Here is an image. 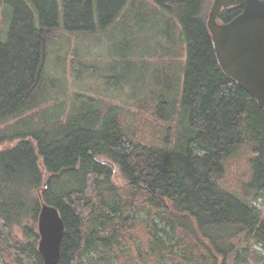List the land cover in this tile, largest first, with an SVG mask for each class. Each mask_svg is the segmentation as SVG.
I'll return each instance as SVG.
<instances>
[{
    "label": "trees",
    "instance_id": "16d2710c",
    "mask_svg": "<svg viewBox=\"0 0 264 264\" xmlns=\"http://www.w3.org/2000/svg\"><path fill=\"white\" fill-rule=\"evenodd\" d=\"M150 1L155 8L0 0L10 6L0 39V143H12L0 149V264H43L41 202L64 222L59 264H264V109L217 62L209 0ZM157 9L168 20L162 44L148 48L151 71L135 84L148 89L134 91L145 92L137 111L81 94L67 105L64 87L49 89L46 59L58 31L94 35L118 23L127 31ZM241 9H222L218 22ZM121 57L124 71L112 65L106 78L116 87L132 78ZM115 166L124 190L111 181Z\"/></svg>",
    "mask_w": 264,
    "mask_h": 264
},
{
    "label": "rangeland",
    "instance_id": "374dc122",
    "mask_svg": "<svg viewBox=\"0 0 264 264\" xmlns=\"http://www.w3.org/2000/svg\"><path fill=\"white\" fill-rule=\"evenodd\" d=\"M144 4L155 8L150 0H144ZM211 4L212 0H209L208 11ZM9 10L10 6L5 5L3 2L0 3L1 40H4V33L8 27L5 13H8ZM164 15L166 16L165 13ZM164 15L162 11L157 9L153 15L148 16V24H144L145 26H129L126 29L127 31H124L123 28L120 29L122 23L116 24L106 32L102 31L94 35L79 36L58 31L59 37L50 44L46 59L49 89L54 90L56 84L64 87L65 91L60 95V99L66 101L67 105L74 99L75 94H81V96H90L104 103L117 104L131 112L137 111L138 101L143 99V93L145 92L135 95L134 91L148 89H145L143 85L135 84H141L143 78L147 77V73L151 71L148 48L151 44L156 45V41H161L160 44L163 42L162 35L158 34V30L164 25L162 23L165 18ZM166 20H168L167 16ZM130 22L132 23V21ZM130 40H132L131 44L120 48V43H129ZM161 55L159 54V56ZM121 56L131 61L132 68L128 70L131 72L128 76L130 75L132 78L121 81L120 85L116 87L115 84H108L106 78L114 74L113 69H111L112 65H115L114 70L116 73H120L121 68L122 72L124 71L125 64H120ZM72 57L77 58L83 64L77 63V60L72 59ZM154 62H158V57L154 59ZM135 67H138L137 70H134ZM54 83L56 84L54 85ZM11 144L0 143V149ZM111 181L124 190L126 181L122 178L116 166ZM257 203L264 215V196ZM15 234L21 237V233L17 228H15ZM250 264L256 263L252 260Z\"/></svg>",
    "mask_w": 264,
    "mask_h": 264
},
{
    "label": "water",
    "instance_id": "95a60500",
    "mask_svg": "<svg viewBox=\"0 0 264 264\" xmlns=\"http://www.w3.org/2000/svg\"><path fill=\"white\" fill-rule=\"evenodd\" d=\"M235 5L241 12L228 22H218L220 11ZM207 26L223 71L264 109V0H212ZM37 230L43 264H59L65 226L56 207L41 202Z\"/></svg>",
    "mask_w": 264,
    "mask_h": 264
}]
</instances>
